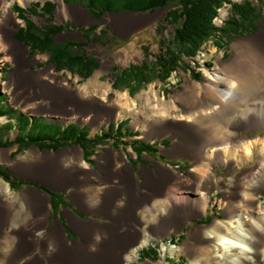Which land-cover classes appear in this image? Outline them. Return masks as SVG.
<instances>
[{
	"label": "rangeland",
	"instance_id": "rangeland-1",
	"mask_svg": "<svg viewBox=\"0 0 264 264\" xmlns=\"http://www.w3.org/2000/svg\"><path fill=\"white\" fill-rule=\"evenodd\" d=\"M45 1L47 0H30L28 2L25 0H7V3L10 2L9 8L11 13L20 21L18 27L15 28L14 34L25 26V22L18 18L17 12L12 9L13 6L19 4L24 8H28L35 2H41V4H43ZM51 1L56 4L53 16L51 17V23L64 26L56 36L57 41L60 42L65 39H72L84 42L86 45L83 48L86 49L90 55L96 57V60L100 62V67L96 69L89 78L83 79L79 75L73 74L65 69L57 71L56 66L49 60V54L36 53L32 55L30 48L23 44L29 51L28 60L26 61L23 57L10 53V48H5L3 44L4 41L2 40L4 39L3 35L0 34L1 90L6 95V104L11 107V109L17 111L16 113L13 110L8 112V115L13 118L7 116L0 117V139L5 140L9 138V140H14L20 131L26 137L28 134L31 136L40 135L42 137L47 134L54 137L55 135H61L60 133L65 129L67 124L74 123V121L78 123H75L78 126V132L79 129L86 126L89 131V136L93 137L106 130L111 122L117 124L123 119H129L127 126L133 136L125 135L126 137L122 139L125 144H121L117 148L113 147L114 139L111 138L108 144L98 145L94 154L86 158V161L85 158L81 160L77 155L72 153L77 146L76 144L65 145L56 150L48 148L41 149L36 146H31L17 154L15 153L18 148L17 144L12 146L0 145V166H4L8 169V173L12 179L17 177L23 180L19 188H12L6 180L0 177V202L4 203L10 200L11 203L15 201L21 204L25 201L24 196L28 193H39L40 191L42 196H46V193L49 192L45 191L44 188H48L55 193L56 191L54 189L65 192H61V196L56 198L58 202L55 209H53L49 197L47 196L46 205L37 210L35 214L29 217L26 215L27 208H24L21 210L20 215H24L25 218H19V220H17V226L12 227L9 232L3 228L0 230L1 239L5 237L6 233L15 234L16 236L14 241L8 242V246L3 249L0 248V264H24L34 256L42 255L41 237L52 229L55 223L60 224V221L65 225L64 229L67 232L66 239L69 244L81 241L83 237L81 228L84 221L87 222L93 219H100L102 221L104 220L107 226H111L109 222L111 221V217H107L106 214L96 216L93 213L84 212V205L81 203L80 199H78V197L84 196V188L96 184H94L93 180H89L94 178L87 177L84 179V174L74 177L73 180L71 178L67 180H60L57 177L46 178L37 171L26 168L28 163H34V161L38 162L45 158L44 154L36 155L33 153L36 148L42 153L48 151L51 154L69 150L66 152L68 154L65 157L67 163H64L70 164L80 162L81 164L85 161L97 175L103 171L101 157L105 152H108L110 149L115 152H126L129 164H134L136 168L133 176H135L134 186L137 194L149 195L154 193V190L146 185L145 174H155L159 162L171 168H175L180 174L191 179L192 182H194L195 191L185 192L182 193V195H186L206 205L207 208L204 213L194 209L184 210L183 216H180L178 220L179 222L177 221L175 226L170 227L168 233L164 235H158L151 231L153 226L151 222H149V218H145L144 220L136 219L137 217L133 216V213L129 215L125 223L117 227L122 231L129 228L133 232L132 235L138 233L137 240L125 251L126 255L135 253L138 255L140 262L151 261L157 263L161 260L162 264H167V259H170L172 264H191L192 257L186 252L185 247L186 244L191 241L194 229L209 226L215 219L225 217L224 204L226 203L228 193L234 188V181L241 182L239 187L242 195H244L252 191L251 185L252 182L257 179V171L264 175V153L259 152L264 146V88H261L258 84L246 88V101L234 113L230 111L217 114L214 112L215 104H211L207 107L190 109L183 98L190 84L189 79L197 84L205 83L207 72L215 74L237 56L234 45L238 41L244 40L245 38V41H251L254 35H257L264 29V6L260 5L262 8V17L258 21L259 28L257 31L248 32L242 36H236L223 48L216 46L215 42L210 40L202 47L199 54L194 59L182 56L181 60L186 65L184 66V68L187 69L186 71L178 69L165 82L154 79L136 92L135 89L130 90L129 88H125V86H117L114 84L116 75H118L122 69L128 68L134 64H142L143 61H147L151 65L155 63L156 56L159 54L160 39L169 43V40L173 37V27L169 26V24L164 21L171 7H159L153 12L113 10L105 12L100 19H95L85 6L86 0H84L83 3L80 2L81 0H69L68 3L64 0L66 6H69L66 13L60 12L59 0ZM240 1L242 0H229V2ZM254 2L259 5L256 0H254ZM7 3L4 5L6 6ZM5 6L0 7V24L6 23L4 14L9 16ZM75 6L82 7L84 13L81 14L75 9ZM230 8L231 4L225 2L224 5L218 9L217 16L219 17L217 19L215 17L214 19V23L217 27H222L224 25L225 20L230 14ZM31 17L32 20L37 21L39 26L44 27V25H46L45 17L36 15H32ZM123 22H132L134 24L129 27H124L121 25ZM93 24H97L98 27L96 31L88 35L87 41V39L84 38V30L90 28ZM35 58L42 59L34 60ZM257 60L260 64L264 65V55L257 57ZM187 64H190V67H187ZM192 70L194 73L200 74L199 80L192 78ZM28 72H32V75ZM259 72L263 73L264 68L260 69ZM39 73H43L44 81L51 85H57L55 78L60 77L63 81L62 85L64 88H67V83L71 84L70 86L75 89L82 90L87 98L94 97L99 104L107 108L110 105L114 107L122 106L127 109V114L117 118L114 113L110 114L109 111H106L99 116H95L96 109H91L84 113L83 117H77L74 113L65 115L58 113L51 99H45L47 102L44 104V108H42L41 111H35L29 106L33 105H30L31 100L36 103L42 101L38 98V94L41 92L40 87L33 84H22L20 82V76L26 74L34 77L40 75ZM222 87L225 89L227 84L222 83ZM195 89L199 91L198 86H196ZM125 95L127 96L125 97ZM73 104L75 106L74 109L77 111L74 102L68 107L72 108ZM254 105L258 108L256 111L257 125L253 128H248L245 126L247 124L246 118L251 114L252 110H250V108L252 109V107H255ZM72 110L73 109H70L69 111ZM197 111H203L204 113L209 111L211 113L206 119L202 120L197 118ZM154 118L162 120V125L160 126H162L163 132H159V128H157V126L154 127L155 125L151 123ZM185 128L190 134L189 139L192 136L191 140H193V135H195L197 128L204 130L210 129L213 131L219 129L221 139L217 142V146L225 142H230L229 149H232L233 144L239 142L244 145L246 149L237 155L232 153V150L229 151L226 157L228 161L218 163L215 166L211 165L199 185L198 182L200 181H195L194 176L191 174L192 169L196 166V160L193 159L191 155L176 149V144L182 139L181 131ZM236 132L238 137H236ZM163 139H167L169 142L164 145L161 143ZM134 140L154 143L157 152L152 154L143 152L138 160L137 154L129 144ZM79 148L83 151L81 147ZM248 148H251L253 157L245 162L244 160ZM216 156L215 154L213 157L216 159ZM20 158L23 160L22 164L17 162ZM237 158L241 159L243 163H237ZM75 173L79 174L82 172L75 171ZM115 184L126 187L125 181L118 180L106 185L107 187H111V185ZM7 187H9L8 192H6ZM255 194L260 201H264V190L256 191ZM169 200L168 198L167 203H165V209H168L167 204ZM121 206H118L121 212L127 210L125 204ZM134 206L135 204L131 203L127 207L130 208ZM200 218H204L203 223L197 222ZM25 219L27 220L26 223L24 222ZM40 221H44V224L41 226L38 224ZM146 229L147 232H149L148 236L146 234L149 238V242L141 247H137ZM141 232L142 234H140ZM22 247L25 248L22 249ZM149 247L157 248L159 252V257L155 260L140 257V252ZM41 260L42 263L45 262L44 264H59L58 259H53L50 263H46L43 258H41ZM178 261L181 262L179 263ZM117 264H119V261H117Z\"/></svg>",
	"mask_w": 264,
	"mask_h": 264
},
{
	"label": "bare ground",
	"instance_id": "bare-ground-1",
	"mask_svg": "<svg viewBox=\"0 0 264 264\" xmlns=\"http://www.w3.org/2000/svg\"><path fill=\"white\" fill-rule=\"evenodd\" d=\"M25 1L28 2L30 0ZM59 2L60 12L66 13L69 6H66L64 0H59ZM5 3H7V0H0V7H4ZM9 3L5 6L9 16L4 14L6 23L0 24V34L4 38L2 39L4 41L3 44L5 48H10V53L19 55L27 61L29 51L25 47L26 45L18 40L16 41L14 38L15 28L18 27L20 21L11 13ZM75 9L81 14L84 13L82 7H76ZM133 24L132 22H123L121 25L129 27ZM245 39L238 41L234 45L237 56L224 65L222 70H219L215 74L206 73L205 83L197 84L189 79L190 84L183 99L190 109L215 104L214 112L217 114L230 111L234 113L246 101V88L254 84H258L261 88H264V72H259L260 69L264 68V65L260 64L257 60V57L264 55V29L257 35H254L251 41H245ZM36 59L42 58H35L34 60ZM28 73L32 75V72ZM43 73H39L40 75L34 77L26 74L20 76L22 84H33L40 87L41 92L37 94L38 98L42 101L36 103L31 100L30 105H33L29 106L35 111H41L47 102L45 99H51L58 113L65 115L74 113L77 117H83L84 113L91 109H96L95 116H99L106 111H109L110 114L114 113L117 118L127 114V109L122 106L114 107L110 105L107 108L99 104L94 97L87 98L82 90L75 89L70 86L71 84L67 83V88H64L60 77H54L57 85H51L44 81ZM222 83L227 84L225 89L222 87ZM196 86L199 87V91H196ZM72 102L75 103L77 111L74 109V104L72 108L68 107ZM70 109L73 110L69 111ZM257 109L256 106L252 107V109L250 108L252 111L246 118V127L253 128L257 125ZM197 113V118L204 120L211 112L207 111L204 113L203 111H197ZM151 123L155 125L154 127L157 126L159 128V132H163L162 126H160L162 125V120L154 118ZM181 132L182 139L176 144V149L191 155L196 160V166L192 169L191 174L194 176L195 181H200L198 182L199 185L211 165L215 166L218 163L228 161L226 157L229 151L232 150L231 152L237 155L246 149L239 142H235L232 149H229L230 142H222L223 144L217 146V142L221 139L219 129L213 131L197 128L195 135H193V140H191L192 136L189 139L190 134L186 128ZM236 137H238L237 132ZM67 151L69 150L51 154L48 151L42 153L36 148L33 153L36 155L44 154L45 158L43 160L40 159L41 161L38 162L28 163L26 168L35 170L46 178L57 177L60 180L71 178L73 180L74 177L81 176L80 174H84V179L87 177L93 178L94 171L85 163L86 160L81 164L80 162L66 164L67 159L65 157L68 154L66 153ZM259 152L264 153V146ZM72 153L77 155L81 160L84 159L83 151L78 146H76ZM215 154L217 155L216 159L213 157ZM252 157L253 152L251 148H248L244 161L247 162ZM101 160L105 177H98L95 186L88 187V189L84 190V196L78 197L84 207H99L101 204L104 205L107 199H111L114 209L124 204L127 207L133 203L135 206L130 207L133 211V216L137 217L136 219L143 220L149 218V222L153 226L152 228L154 230L158 229L155 233L159 235L168 233L170 227L175 226L180 216H183L184 210L194 209L203 213L206 211L207 207L202 202L182 195L185 192L195 191V185L191 179L186 178L173 167L158 163L156 175L151 173L145 174L146 185L154 190V193L138 195L134 186L135 176H133V169L129 164L126 152H115L110 149L103 154ZM236 160L237 163L242 162L241 159L237 158ZM17 162L22 164V158L18 159ZM72 170L82 173L78 174ZM120 171L124 173V176H121ZM256 174L257 179L251 185L252 191L244 195H242L239 187L241 182L234 181V188L228 193L226 203L224 204V218L215 219L209 226L194 229L193 237L185 247L186 252L192 257L191 264H264V201H260L255 194L256 191L264 190V175L258 171ZM115 180L125 181L126 187L119 190L107 188L106 184ZM8 191L9 187L6 188V192ZM47 196H42L39 191V193H28L25 195V201L21 204L15 201L11 203L10 200L4 203L0 202V230L3 228L9 232L12 227L17 226V220L25 218L24 215H20L21 210L24 208H27L26 215L29 217L35 214L37 210L46 205V200L49 197ZM168 198L170 199L167 204L168 209H165V203H167ZM115 217L114 220L116 222L127 218L119 215ZM24 222L26 223L27 220L25 219ZM38 224L41 226L44 224V221H40ZM81 229L83 232L81 241L69 244L64 229L59 223H55L54 227L41 237L43 254L34 256L24 264H44L45 262L42 263L41 258L46 263L52 262L53 259H58L59 264H91L92 262H95L94 264H117V261H119V264H162L161 260L157 263L151 261L140 262L138 255L135 253L126 255L125 251L129 246H124L123 243L132 244L135 240L124 242L110 237L111 235L108 233L103 236L98 229L94 231V239H84V223ZM0 237H2L1 234ZM15 237V234L6 233L3 239L0 238V248L3 249L8 246V242L14 241ZM148 242L149 238L145 236L140 240L137 247H141ZM25 247H22V249Z\"/></svg>",
	"mask_w": 264,
	"mask_h": 264
},
{
	"label": "trees",
	"instance_id": "trees-1",
	"mask_svg": "<svg viewBox=\"0 0 264 264\" xmlns=\"http://www.w3.org/2000/svg\"><path fill=\"white\" fill-rule=\"evenodd\" d=\"M83 1L80 2L83 3ZM256 1L259 5L254 0H242L240 2H229V0H86L85 6L95 19H100L105 12L113 10L153 12L162 6L171 7L164 21L173 27V37L169 43L160 39L159 54L156 56L155 63L151 65L147 61H143L142 64H134L122 69L116 75L114 84L125 86L130 90L135 89L137 92L154 79L165 82L178 69L186 71L187 69L184 68L186 65L181 60L182 56L194 59L210 40H213L216 46L223 48L236 36L257 31L259 28L258 21L262 17L260 5L264 6V0ZM65 2L68 3L69 0H65ZM225 2L231 4L230 14L224 25L217 27L214 19L217 17L218 9ZM55 7V2L51 0L45 1L43 5L41 2H35L28 8L15 4L12 9L25 22V26L16 32L15 38L24 42L30 48L32 55L36 53L50 54L49 60L56 64L57 71L65 69L83 79L89 78L100 67V62L83 48L86 44L79 40L65 39L55 45L56 36L64 27L51 23ZM32 15L45 17L46 25L44 27L39 26L36 21L31 19ZM97 27V24H93L84 30V38L87 41L88 35L96 31ZM187 67H190V64H187ZM191 76L197 80L200 78V74L194 73V71ZM10 110L17 112L6 104V95L2 92L0 84V117L13 118L8 115ZM128 121L129 119H125L117 124L111 122L106 130L93 137L89 136L86 126H83L78 132V126L75 123H70L60 133L61 135L54 137L47 134L44 137L28 134L26 137L20 131L14 140L0 139V145L12 146L17 144L18 148L15 152L17 154L31 146L56 150L65 145L78 144L83 149L86 160L94 154L98 145L108 144L111 138L114 139L113 147L117 148L121 144H125L122 141L126 137L125 135L133 136L127 126ZM168 142L167 139L162 141L164 145ZM129 144L137 154L138 160L143 152L148 154L157 152L154 143L134 140ZM0 177L6 180L12 188H19L23 181L17 177L12 179L8 169L4 166H0ZM44 190L51 195V204L55 209L58 202L56 198L60 197L61 193H55L48 188H44ZM197 221L204 222V219L201 218ZM140 257L155 260L159 257V252L157 248L149 247L140 252ZM168 261V264H172L170 259Z\"/></svg>",
	"mask_w": 264,
	"mask_h": 264
},
{
	"label": "crops",
	"instance_id": "crops-1",
	"mask_svg": "<svg viewBox=\"0 0 264 264\" xmlns=\"http://www.w3.org/2000/svg\"><path fill=\"white\" fill-rule=\"evenodd\" d=\"M114 156H115V153H114ZM116 157V156H115ZM160 163V162H159ZM132 169H133V167H132ZM156 170V169H155ZM133 173H134V169H133V171H132ZM94 175H93V178L94 179H89V180H93L94 181V184L96 183V179L99 177V178H104L105 177V173H104V171H101L100 172V174H98L97 175V173H93ZM120 174L122 175V176H124V173L123 172H121L120 171ZM134 175V174H133ZM155 175H156V173H155ZM96 177V178H95ZM114 182V181H113ZM107 184H110V182L109 183H107ZM95 186V185H94ZM125 186H126V184H125ZM90 187H92V185L90 186ZM89 187V188H90ZM107 188H109L110 190H113L114 188L115 189H117V190H119V189H123V188H125V187H122V186H118V185H111V187L109 186V187H107ZM86 189H88V187L87 188H84V190H86ZM136 194H137V192H136ZM138 195H140V194H138ZM111 204H112V201H111V199H107L106 201H105V204L103 205V204H101V206H99V207H89V206H86V207H84V212H86V213H93V214H95L96 216H101V215H103V214H106V216L107 217H111V221H109L110 223H111V226H107V224H105L104 222V220L102 221V220H100V219H93L92 221H84V239H88V238H92V239H94L95 238V233H94V231L95 230H100L101 232V235H103V236H105L106 235V233H108V234H110L111 236L110 237H113L114 239L115 238H117V239H119V240H122V241H124V242H126V241H130V240H137V237H138V233L137 234H134V235H132V230H130L129 228H126L125 230H120V229H118L117 227L120 225V224H122V223H125V221H126V219L129 217V215H131L132 213H133V211H132V209H130V208H127L126 206V209L127 210H125V211H122L121 212V210L119 209L120 207H117L116 209H114V206H113V204H112V206H111ZM122 207V206H121ZM93 209V210H92ZM117 210V211H116ZM117 213V214H116ZM117 215H119V216H124V217H127V218H124V219H122L120 222H116L114 219L116 218L115 216H117ZM123 218V217H122ZM100 220V221H99ZM128 221V220H127ZM119 223V224H118ZM61 225V224H60ZM62 226V225H61ZM151 229V228H150ZM119 230V231H118ZM158 230V229H157ZM157 230H154L153 228H152V231L153 232H156ZM134 231V230H133ZM105 234V235H104ZM129 234H131V235H129ZM140 234H142V232L140 233ZM146 234H147V229L146 230H144V232H143V238L146 236ZM156 234H158V233H156ZM159 235V234H158ZM67 237V236H66ZM142 238V239H143ZM123 245L124 246H130L131 244H128V243H123ZM95 262H92L91 264H94Z\"/></svg>",
	"mask_w": 264,
	"mask_h": 264
},
{
	"label": "water",
	"instance_id": "water-1",
	"mask_svg": "<svg viewBox=\"0 0 264 264\" xmlns=\"http://www.w3.org/2000/svg\"><path fill=\"white\" fill-rule=\"evenodd\" d=\"M160 8H165V6H162V7H160ZM132 12H135V11H132ZM138 12H140V11H138ZM20 42H22V41H20ZM58 41H57V39H56V41H55V45H56V43H57ZM22 43H24V42H22ZM25 44V43H24ZM50 55V54H49ZM53 65L54 66H56V64L55 63H53ZM77 123V122H76ZM78 124V123H77ZM77 146H79V145H77ZM80 147V146H79ZM56 192H59L60 190H56V189H54ZM42 191V190H41ZM63 193H65L64 191H62ZM48 196H49V198H50V194L49 193H46ZM61 225H62V228L64 229V226H63V224H62V222H61ZM64 231H65V229H64Z\"/></svg>",
	"mask_w": 264,
	"mask_h": 264
}]
</instances>
